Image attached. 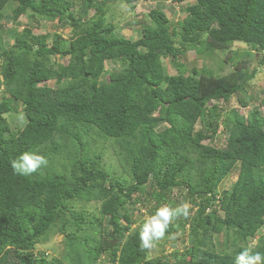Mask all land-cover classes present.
Returning <instances> with one entry per match:
<instances>
[{"label": "trees", "instance_id": "1", "mask_svg": "<svg viewBox=\"0 0 264 264\" xmlns=\"http://www.w3.org/2000/svg\"><path fill=\"white\" fill-rule=\"evenodd\" d=\"M108 1L0 0V19L17 22L28 13L35 26L46 19L70 33L50 38L15 25L13 43L0 40V264H99L103 256L112 264H234L250 245L264 254V235L251 242L264 225V99L256 93L259 104L246 115L228 106L232 97L247 105L256 68L248 71V60L235 56L221 60L233 64L227 72L203 64L185 70L178 61L186 49L196 53L195 63L238 41L260 54L263 65L264 0H194L171 29L163 8L154 6L123 21L140 25L136 39L113 31L105 20ZM139 1L149 0H120L130 8ZM106 61L119 67L101 81ZM18 106L23 125L17 128L6 116ZM220 131L224 147L209 142ZM99 142L113 146L127 185L108 181L111 162L103 161ZM24 153L48 163L18 174L12 161ZM235 169L237 178L218 196V184ZM143 196L156 207H196L194 215L175 217L165 233L186 230L184 250L172 261L141 250V230L127 233L132 220L125 204ZM91 200L100 203L92 222L84 221L83 208L65 217L69 203ZM52 233L64 236V251L48 260L36 245ZM219 234L222 250L214 240Z\"/></svg>", "mask_w": 264, "mask_h": 264}, {"label": "rangeland", "instance_id": "2", "mask_svg": "<svg viewBox=\"0 0 264 264\" xmlns=\"http://www.w3.org/2000/svg\"><path fill=\"white\" fill-rule=\"evenodd\" d=\"M194 2V0H184L179 4L169 5V0H149V1H139L136 3L134 8H130L124 2H120V0H109L107 3V12L105 13V20L111 21L114 25V32L119 34L125 38L136 39L140 33V25L134 24L132 27H125L122 25L125 19L132 17L133 15H140L141 13H145L148 9L154 6H160L163 8L165 14L169 19V28L171 29L173 26H176L177 20L179 21L180 18L183 16V7L186 3ZM10 7H6L5 13H9ZM0 40L2 41L1 44L5 47L10 46L12 41V35L9 33L11 32L10 29L15 26L17 29H21L22 26H31L32 31L35 33H47L48 36L51 38L53 33H61L62 37L68 38L69 30L66 28H62L59 26H54L53 22L46 19L38 20L39 26H35L34 19L28 15V13L21 15L17 22L6 18L0 19ZM2 23L4 26H2ZM8 27V29H6ZM227 56H235V58H246L248 60L247 69L250 71L252 68H256V73L254 77L250 80V86L247 88L245 92V100L247 105L241 106L236 100L235 97H232L228 102V106H232L234 108H238L239 111L246 115V113L251 110L253 107L259 104V100L255 99L254 96L256 93H261L264 99V64H258V59L260 58V54H256V52L252 49H249L245 43L235 41L231 43L230 48L227 50H216L210 56H205L200 58L199 61L193 63L196 53L192 49H186L182 55H178V61L184 62L185 70H189L193 67V65L200 66L204 65L208 68L212 69L215 72H227L233 69V64L228 63L226 61L221 62L222 59L227 58ZM163 63L166 65L167 70L169 73H175L176 70L174 69L173 65L169 62L168 59H163ZM117 63H112L110 61H106L103 69V73L100 75L101 81H106L108 79V75L113 70H117L118 68ZM221 67V70L219 68ZM45 85L51 84V81H44L42 82ZM260 90H262L260 92ZM252 95V96H251ZM1 98V96H0ZM19 102H17L18 104ZM225 106V104L223 103ZM260 111L264 113V101L259 106ZM19 109V106H18ZM17 113H10L6 116L7 121L11 124L15 123L21 127L23 125V119L20 117L21 109H19ZM223 111L225 110L222 108ZM198 125L196 124L194 130H198ZM225 137L224 134L220 131L213 140H209L210 144L215 146L224 147L225 146ZM100 146L103 149V161L111 162L109 165L110 177L108 181H122L123 185H127L130 182V178L126 175V171L124 172L121 169V165L117 164L114 158V151L113 146L109 142H99ZM55 161L59 162L62 161L61 155H57ZM58 167V165L56 164ZM43 172V171H42ZM237 178V170L230 171L218 184V196L219 192L223 189L229 188L235 179ZM107 181V182H108ZM150 186H147L146 189L148 190ZM99 201L91 200L84 205L78 201H74L73 203L68 204V208L65 212V217H71L72 215H78L79 209L83 208L84 210V221L86 223L92 222L94 220L93 217L98 218V208H99ZM189 205V216L194 215L196 213V207H191ZM162 206H166L165 203L162 205L155 206L153 200H151L148 196L140 197V200L135 203H126L125 204V212L128 213L130 219L132 220L129 225V230L127 233H130L133 229L141 230L143 223L145 222L146 218L153 215L156 210ZM187 215V216H188ZM123 224H125V220H120ZM185 230V229H184ZM175 236L169 235L168 237H164L160 241L156 242V246L151 249L149 257L154 258H161V259H168L170 261L174 260L177 256L181 255L184 250L185 244V236L186 230L176 231ZM82 234V232H78ZM264 235V225L260 228L259 233L253 239H251L252 244L257 243V239L259 236ZM63 239L64 236L62 234L55 233L50 236L48 242L44 244L36 245L37 249L44 250L47 259L61 258L64 248H63ZM216 242L217 250H222L224 248L223 243V234H219L214 238ZM162 248L164 250H162ZM99 264H112L110 261L103 256V259L100 260Z\"/></svg>", "mask_w": 264, "mask_h": 264}, {"label": "clouds", "instance_id": "3", "mask_svg": "<svg viewBox=\"0 0 264 264\" xmlns=\"http://www.w3.org/2000/svg\"><path fill=\"white\" fill-rule=\"evenodd\" d=\"M47 163L46 158L41 155L24 153L18 160H13L11 166L18 174L30 175L36 172L41 166H46ZM188 214L189 205L187 203L181 204L175 209L168 206L158 208L153 215L146 218L142 225L139 233L141 250H151L154 248L156 242L165 237V233L173 219L179 215L186 217ZM252 248L253 246L250 245L240 252L235 257L234 264H264V254L253 252Z\"/></svg>", "mask_w": 264, "mask_h": 264}]
</instances>
